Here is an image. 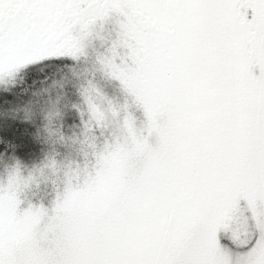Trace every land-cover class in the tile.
Returning <instances> with one entry per match:
<instances>
[{
    "label": "snow or ice",
    "instance_id": "obj_1",
    "mask_svg": "<svg viewBox=\"0 0 264 264\" xmlns=\"http://www.w3.org/2000/svg\"><path fill=\"white\" fill-rule=\"evenodd\" d=\"M114 2L143 29L128 59L134 126L58 210L59 264H199L193 224L232 187L264 192V0ZM16 3L0 0V24ZM24 234L0 207V264H48L15 254Z\"/></svg>",
    "mask_w": 264,
    "mask_h": 264
},
{
    "label": "rangeland",
    "instance_id": "obj_2",
    "mask_svg": "<svg viewBox=\"0 0 264 264\" xmlns=\"http://www.w3.org/2000/svg\"><path fill=\"white\" fill-rule=\"evenodd\" d=\"M40 4L46 6L40 10ZM137 15L114 0H17L4 14L0 94L12 89L20 70L47 59L70 60L77 82L60 85L67 75H57L52 90L43 92L58 93L65 86L68 97L74 86L81 116L73 134H52L58 146L42 162L26 166L0 157V207L25 220V234L14 246L17 256L31 250L48 264H59L63 236L54 223L58 210L90 174L92 159L106 141L132 133L130 109L136 99L127 76L128 59L142 51ZM19 17L24 23H18ZM27 110L10 111L20 117ZM190 239L199 264H264V192L228 189L213 211L193 224Z\"/></svg>",
    "mask_w": 264,
    "mask_h": 264
},
{
    "label": "trees",
    "instance_id": "obj_3",
    "mask_svg": "<svg viewBox=\"0 0 264 264\" xmlns=\"http://www.w3.org/2000/svg\"><path fill=\"white\" fill-rule=\"evenodd\" d=\"M72 68L70 60L47 59L14 74L16 80L12 89L0 94V143L8 148V154L3 156L6 162L38 164L58 146L53 133L73 134L80 126L79 94L74 86L69 87L68 97L64 93L65 86L60 87L58 93L43 92L52 90L57 75H67L60 85L66 81L75 84L78 77ZM21 106L28 110L16 117L10 110ZM58 125H62L61 129Z\"/></svg>",
    "mask_w": 264,
    "mask_h": 264
},
{
    "label": "flooded vegetation",
    "instance_id": "obj_4",
    "mask_svg": "<svg viewBox=\"0 0 264 264\" xmlns=\"http://www.w3.org/2000/svg\"><path fill=\"white\" fill-rule=\"evenodd\" d=\"M51 2V1H50ZM50 2H48V4L50 3ZM46 6V4H40L39 5V9L41 10L43 7H45Z\"/></svg>",
    "mask_w": 264,
    "mask_h": 264
}]
</instances>
